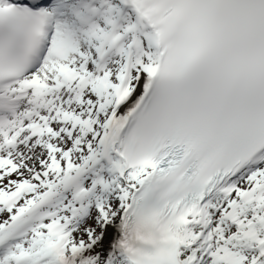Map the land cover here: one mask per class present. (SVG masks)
Listing matches in <instances>:
<instances>
[{
    "label": "snow or ice",
    "instance_id": "1",
    "mask_svg": "<svg viewBox=\"0 0 264 264\" xmlns=\"http://www.w3.org/2000/svg\"><path fill=\"white\" fill-rule=\"evenodd\" d=\"M0 264H264V0H0Z\"/></svg>",
    "mask_w": 264,
    "mask_h": 264
}]
</instances>
